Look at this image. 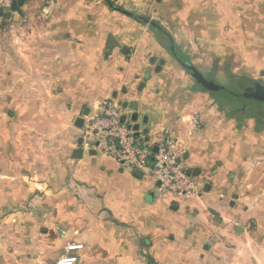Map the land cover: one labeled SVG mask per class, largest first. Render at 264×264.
I'll return each instance as SVG.
<instances>
[{"label":"crops","instance_id":"1","mask_svg":"<svg viewBox=\"0 0 264 264\" xmlns=\"http://www.w3.org/2000/svg\"><path fill=\"white\" fill-rule=\"evenodd\" d=\"M153 1H155L156 9H159L161 4L172 7L174 14L168 18L172 24L179 16L183 15L182 11L178 10L177 3H166V0H149L150 3ZM253 1H256L259 7L264 6V0H215V19L219 18L220 21L239 19L244 22L250 18L247 12H249L248 7L252 6ZM145 2L147 0H123L128 10H133L132 12L138 15L144 9ZM106 5L107 0H103V2L102 0H23V3L20 4V13L12 11L9 18L0 16V25L3 26L0 30V69L4 75L1 80L4 85V98L10 100V103L19 104L10 106L19 108L18 111L11 112V121L15 117L21 119L19 123L22 124L24 123L23 119L35 118L37 129L38 118L44 110V104L46 102L57 103V97L70 93L64 89L57 92V97H54L53 88L68 84V78L76 72V69H81V64H84L83 67H85L86 62L90 63L88 57L91 50L89 51L88 48L91 46V39L93 34L95 38H99L102 31L99 28V30H95V33L92 32L91 22L93 16L99 17L100 21L103 18L107 19ZM238 30L239 33L248 32L244 27L241 29L240 26ZM106 39L103 43L104 53ZM262 43L264 44V40ZM113 52L115 53V51ZM216 54L219 60L226 61L236 70H241L245 65L254 68L255 61L252 58L243 57L238 53H231L227 57L220 51H217ZM259 55H263L264 59V52ZM157 63L158 61L152 65ZM45 87L52 89L51 92L50 89H46L47 94L51 95L50 97L45 95ZM147 87L146 82L144 89ZM156 92L155 95L159 97L158 99H162L161 91L156 89ZM73 94L77 98L76 94L78 93L74 91ZM72 98L76 100L71 96L70 101ZM169 100L170 98L164 99L161 103L168 105L171 102ZM178 102L174 100L170 106L178 107ZM96 104L90 106V110L86 109L85 112L91 113ZM173 112L166 114V118L163 117V124L166 123L157 134H148L145 132V128L141 129V132L153 139L158 134L171 130L183 141L186 149L187 170L196 171L199 169L196 175H190L196 185L197 182L199 183L197 185L199 190L193 196H178V199L171 203H174V208L178 209L195 199L202 207L196 214V217L201 220H203L201 216L203 211H207V213L209 210L215 211L219 218L218 221H215V244L208 242L207 238L200 237L197 231L195 234L193 230H190L193 237L187 236L186 241L180 244L175 230L169 231L164 227L157 228L154 221H149L145 216L143 218V214L141 224L130 219L128 214L118 207L119 199L116 187L112 188L108 184L105 187L101 182L96 183L92 180V156L105 154L99 152L92 154V151H83L80 158L74 157L75 150L82 149L81 143H79L81 126L77 125L80 134L77 137L76 146L71 150V164L74 165L75 173L78 172L81 180L86 181L96 191H100H97V196H100L101 201L96 202L93 200L94 196L88 195L90 203L92 202V205L98 207H105L112 220L107 221L105 219L108 218H104L103 214V216L99 215L101 208H90L89 205L80 204L75 200L76 197H72L64 191L54 192L49 189L46 194H48L47 197H51L45 203L40 202L39 197L42 195L35 197L33 202H29L28 199L33 194L31 189L25 185V181L46 177L45 181L50 183H61L68 176L67 171H64L66 169L55 170V172L48 171L49 175L45 174L46 170H42L44 166L43 150L40 147L36 148L35 154L30 153L32 157L24 163H21L20 159L17 161L10 159L13 167L16 169L25 167L26 170L18 174L11 172L5 176L8 179H6L3 188L9 193H3L5 199L0 205V213L3 214V218H0V264H50L51 261L52 264H56L60 255L66 252L75 256L76 264H252V259L243 253L244 250H241V246L247 245L246 236H249L252 245L255 246L264 243V238L262 240L251 237L253 232L251 228H248L250 225L247 223L252 217H250V212L245 210V202L241 198L256 200L255 197L258 194L261 197L264 196V175L249 173L253 175L251 179L250 177L248 179H245L246 177L239 178L244 162L238 164L237 159L231 162L232 158L226 159L229 162L222 163L220 161L225 159L224 157H228L226 152L229 149L239 156L238 152L247 151L253 147L250 142H238L237 137L242 131L233 130L229 126L223 127L221 131L224 136L228 139L232 138L233 141L225 142L223 146L218 147L219 139L215 141V130L218 129V123H215L214 116L194 111L187 116L179 117L177 114L174 116ZM195 114H199L202 122L198 131H195L191 124V118ZM150 118H148V123L151 121ZM203 119L207 122V126L208 122L211 125L203 128L205 124ZM172 120L176 125L171 123ZM25 129L20 126L19 134H23ZM9 134L13 139L15 133L11 127ZM4 145H6L4 153L10 156L7 144ZM9 147V149L12 148V141H10ZM5 166L7 165L5 164ZM118 166L120 169H116V172H124L125 169L119 164ZM28 167L29 170H27ZM104 168L102 166V169ZM215 173H217L216 181H219L216 183ZM207 176H214V182L212 180L206 182ZM242 179H244L243 184H241ZM205 183L210 184L207 191ZM217 185H220V189ZM11 186H14L12 191H10ZM42 186L43 184H41ZM213 189H215V193L212 192ZM247 190H253V193L248 195L245 192ZM151 192L155 191L148 190L141 197L144 196L149 202L154 203L156 192L153 201L147 198ZM3 194L1 195L3 196ZM202 194H206V200ZM210 196L211 199L208 202ZM212 196L215 197L214 202H212ZM167 197L160 198L166 200ZM145 213H148V210H145ZM138 215L140 214L136 213L134 217H138ZM207 226L210 228L211 225ZM206 245L208 248H205ZM212 254L215 255V260L209 259L213 257ZM256 262L264 264V255L256 258Z\"/></svg>","mask_w":264,"mask_h":264},{"label":"rangeland","instance_id":"2","mask_svg":"<svg viewBox=\"0 0 264 264\" xmlns=\"http://www.w3.org/2000/svg\"><path fill=\"white\" fill-rule=\"evenodd\" d=\"M166 3H177L178 10L182 11L183 15L179 16L173 24L168 19L174 14L172 7L169 5H160L159 3L160 7L156 9L155 1L150 3L147 0L144 9L138 15L132 12L133 10H128L123 0H107L105 6L107 7V19L103 18L100 21L98 20L99 17L93 16L91 22L92 32L95 33V30H99V28L102 31L99 38H95L93 34L91 39V46L88 48L89 51L91 50V54H89V57L86 54V57L90 59V63L87 64L86 62L85 67H83L84 64H81V69H76V72L68 78V84L51 87L55 92L54 95L51 93L54 97H57V92L64 89L70 93L57 97V103L46 102L44 104V110L38 118L37 129L35 118L23 119L24 123L22 124L19 123L21 119L15 117L11 121V112L14 113L19 108L18 106L17 108L10 106L11 104L12 106L19 104L5 100L4 85L1 81L4 75L2 69H0V205L5 199L4 195L9 193L3 188L6 179H8L5 176L11 174V172H17L18 174L26 170L25 167H21V169L20 167L18 169L13 167L10 159L16 161L20 159L21 163H24L32 157L30 153L35 154V149L40 147L44 154L42 170H46L45 174L49 175L48 171L55 172V170L66 169L64 171H67L68 176L61 183H50L45 181L46 177L25 181V185L31 189L30 191L33 194L28 201L33 202L36 199L35 197L42 195L39 197L40 202L45 203L51 197H47L48 194H46L51 189L54 192H68L72 197H76L75 200L80 204L97 208L98 206L92 205V202L90 203L88 195L90 197L94 196L93 200L99 202L101 199L97 194L100 191L97 190V192L86 181L81 180L78 172L75 173L76 169L71 164V150L76 146L77 137L80 134L77 126L78 119L82 118L84 120L88 114L85 112L86 109L108 98L114 100L122 114L128 116L127 122L129 123L131 122L130 116L134 111L130 107L124 109L122 107L123 103L139 102L138 113H145L151 117V121L145 125L142 123L143 117L141 116L139 119L141 129L145 128L148 134L153 135L160 132L166 123L163 124L164 120L162 119L166 118V114L168 115L172 111H174V116L177 114L179 117L187 116L194 113V111L203 113V115L208 113L214 116L215 123H218V129L215 130V141L219 139L218 147L223 146L225 142L233 141L232 138L228 139L222 134L223 131L221 130L227 126L233 130H241L242 132H239L237 137L238 142H250L251 147H253L250 150L238 152L239 156H236V153L234 154V151L229 149L226 152L228 157H224L225 159L220 162H229L226 160L228 158H232L231 162L237 159L238 164L244 162L240 169L241 177L239 178L246 177L245 179H248L250 177L251 179L252 174L255 173L264 175V123L260 126L258 119L244 115L243 111H238L237 116L232 117L222 110L220 102L225 104V101L214 94L200 90L196 80L172 57L159 32L155 31L150 25L151 22H154L171 33L178 48L189 57L192 63L204 75L215 76L216 81L221 85L230 89H236L241 84L249 86V83L254 82L264 85V59L262 58L263 55H259L264 52V44L262 43V40H264V6L259 7L258 3L253 1L252 6L248 7L249 12H247L250 18L243 22L239 19L236 21L215 19V0H211V2L210 0H166ZM124 11L143 17L147 22H140ZM239 26L241 29L244 27L248 32L239 33ZM2 27L0 25V30ZM109 32H112L119 39L122 47H127L126 52L122 48H115V53H104L103 43ZM217 51H220L226 57L231 53H238L243 57L252 58L255 61L254 68L245 65L241 70H236L226 61L219 60L216 54ZM153 56L158 59H165L166 64L160 65V63H157L153 66L150 63V58ZM149 67L148 75L150 77L145 81V71ZM142 81L147 82L148 87L139 90ZM46 89L49 90L50 87H45V95L50 97L51 95L47 94ZM156 89L161 91L162 99H158L159 97L155 95L157 93ZM74 91L78 93L76 94L77 98L73 94ZM171 94L172 96H169ZM71 96L76 100L72 98V101H70ZM169 98L171 102L168 105L161 103L164 99ZM174 100L179 101L178 107L170 106ZM182 103L183 106L181 107ZM229 103L232 104L233 102ZM230 106L235 107L236 103ZM173 108L175 109L173 110ZM33 109L35 110V107ZM260 110H264V106L261 105ZM17 115L19 116V113ZM203 121L205 124L202 127L205 128L207 122L204 119ZM171 123L176 125L173 120ZM209 125L211 123L208 122ZM20 126L26 128L21 135L18 131ZM10 127L15 133L13 139L10 138ZM193 129L195 131L199 130L198 127ZM10 141H12L11 149H9ZM4 144H7L10 156L4 153L6 147ZM102 166L105 168L102 169ZM116 169L119 170L120 167L112 157L99 154L92 156V180L96 183L101 182L105 187H107V184L112 188L113 186L116 187L119 199L118 207L128 214L130 219H134L137 224H141L143 214V218L145 216L149 221H154L157 228L164 227L169 231L175 230L180 244L186 241L187 236L191 235L190 230H193L195 234L198 232L200 237L207 238L208 242L215 244V221L219 219L215 211L209 210V213L203 211L201 215L206 224L211 225V230L203 220L196 217L197 212L202 207L195 199L189 201L186 206L175 209V204L171 202L177 200L178 196L169 194L166 200H161L158 194L157 181L152 176L138 178L132 174L133 171L129 168L119 173L116 172ZM27 170H29V167ZM216 174L215 183L219 182L216 181ZM213 178L214 176H207L205 180L206 182L210 180L214 182ZM243 180L241 184L244 183ZM41 184H43L42 187ZM217 186L220 189V185ZM7 189L9 191L8 187ZM13 189L14 186H11L10 191ZM148 190L156 192L154 203L149 202L144 196L141 197ZM4 192L6 193L3 194ZM212 192L215 193V189ZM245 192L249 195L253 193V190ZM205 195L202 194L204 200H206ZM214 198L212 196V202H214ZM210 199L211 196L208 197V202ZM241 199L245 202V210L249 211L250 217H252L247 223L250 225L248 228H251L253 232L251 237L263 240L264 196L261 197L258 194L255 197L256 200L245 197ZM98 208H101L99 215L103 214L104 218H108L105 219L107 221L112 220L105 207L100 206ZM145 210H148V213L144 214ZM136 213L140 215L134 217ZM2 216L3 214L0 213L1 219ZM256 229L260 230L256 231ZM248 237L245 238L248 241L247 245L245 247L241 246V250H244L243 253L252 259V264H257L256 258L264 255V243H260L259 246L252 245V241ZM141 241L143 242V238ZM212 256L214 258L210 257L209 259L215 260V255L212 254ZM50 264H52V261Z\"/></svg>","mask_w":264,"mask_h":264},{"label":"built area","instance_id":"3","mask_svg":"<svg viewBox=\"0 0 264 264\" xmlns=\"http://www.w3.org/2000/svg\"><path fill=\"white\" fill-rule=\"evenodd\" d=\"M14 1L18 0H0V8L11 11ZM121 115L114 100L108 98L97 103L81 126L82 150H95L112 157L123 169L141 170L145 176H152L163 199L169 194L196 195L199 189L187 173L186 149L179 136L171 130L158 134L154 140L141 131L136 136L129 123L122 122ZM191 124L192 128L202 125L199 114L191 118ZM56 264H76V258L66 252Z\"/></svg>","mask_w":264,"mask_h":264},{"label":"water","instance_id":"4","mask_svg":"<svg viewBox=\"0 0 264 264\" xmlns=\"http://www.w3.org/2000/svg\"><path fill=\"white\" fill-rule=\"evenodd\" d=\"M22 3H23V0L14 1L11 11H8V12H4L3 9L0 8V16H4L6 18H9L12 11H17L20 13L21 12L20 11V4H22ZM124 12L126 14H128L129 16L135 18V19L143 20L142 17L135 15L131 12H128V11H124ZM150 24H155V23L151 22ZM162 30H163V28H162ZM155 31H157V30H155ZM171 46H172V51H173L176 59L182 64V66L186 69V71L197 81V83L200 86H202L206 91H209L211 93L219 95L228 101H233V102L257 101V102L264 103V91H263V87L260 84H257L256 87L253 88L252 90L246 91L244 93H238V92H236V91H234L228 87H225V86L217 83L214 80H208L205 77V75L196 68V66H194L193 64L185 63L180 58V56L176 53V51L174 49L175 43L173 40H172ZM115 48H122V44L112 32H109L107 35V39H106L105 54L112 53ZM123 50L126 52L127 47H123ZM157 60H158V58L153 56L150 58V63L154 64ZM165 62H166V60L162 58L160 60V65H164ZM146 78L149 79L148 76H146ZM145 81H142V83L139 87V90H142L143 87H145V85H146ZM122 107L124 109H127L130 107V109H132L134 111V113L130 116L131 122L130 123L128 122V123H129V127L135 131V134L137 136L139 134V132L141 131V124L139 123V120H138L139 115H140L138 113L139 102H137V101L124 102ZM121 120H122V122H127L128 116L123 114ZM83 121L84 120L82 118H79L77 121V125L82 126ZM142 123L145 125L148 124V115L147 114H145L143 116ZM145 132H147V130H145ZM81 142H82V139L79 140V143H81ZM156 150H157V147H154V151H156ZM82 154H83L82 149H76L74 152V157L80 158L82 156ZM92 154H96V151L93 150ZM198 170L199 169H196V171H192L191 169H188L187 173H188V175H196ZM133 175L138 177V178H142L144 176V173L141 170H135V171H133ZM209 188H210V185L206 184L205 190L207 191V190H209ZM147 198L153 201L155 199V192L149 193ZM205 248H208V246L206 245Z\"/></svg>","mask_w":264,"mask_h":264},{"label":"flooded vegetation","instance_id":"5","mask_svg":"<svg viewBox=\"0 0 264 264\" xmlns=\"http://www.w3.org/2000/svg\"><path fill=\"white\" fill-rule=\"evenodd\" d=\"M143 18V17H142ZM138 21H140V22H147V20H145L144 18H143V20H140V19H137ZM152 27H153V29L154 30H157L158 32H159V34H160V36L162 37V40L164 41V43L166 44V47L168 48V50L170 51V53H171V55H172V57L174 58V59H176V57L174 56V53H173V51H172V40L174 41V39H173V37H172V35L168 32V31H166V30H164V28H163V30H162V27H160L159 25H157L156 23L155 24H150ZM174 43H175V41H174ZM174 49H175V51H176V53L180 56V58L185 62V63H188V64H193L192 63V61L189 59V57L187 56V55H185L181 50H180V48H178V46H177V44L175 43V46H174ZM160 60L161 59H158L157 61H158V63H160ZM177 60V59H176ZM178 61V60H177ZM166 63V62H165ZM178 63L182 66V64L178 61ZM194 65V64H193ZM195 66V65H194ZM183 67V66H182ZM184 68V67H183ZM196 68H197V66H196ZM185 69V68H184ZM198 69V68H197ZM199 70V69H198ZM148 71H150V67L145 71V78H146V76H148V77H150V75H148ZM185 71H186V69H185ZM200 71V70H199ZM187 72V71H186ZM188 73V72H187ZM205 77L208 79V80H214V81H216V79H215V76H213V75H210V74H208V75H205ZM146 81H147V78L145 79ZM197 82V81H196ZM217 83H218V81H216ZM220 84V83H219ZM257 84H260L262 87H263V91H264V86L261 84V83H259V82H254V83H252V84H250L249 83V86L248 85H245L244 86V84H241L240 85V87H237L236 89H232V90H234V91H236V92H238V93H244V92H246V91H249V90H252L253 88H255L256 87V85ZM199 85V84H198ZM199 88H200V90L201 91H205L206 92V90L202 87V86H200L199 85ZM207 92H209V91H207ZM209 93H211V92H209ZM211 94H214V93H211ZM215 95V94H214ZM254 102H257V101H254ZM243 103V102H242ZM258 103H261V105L262 106H264V103H262V102H258ZM139 108H140V105H139ZM259 114L263 117V119H264V110H259ZM145 115V113H142V114H140L139 115V118H138V120L141 118V116L143 117ZM149 118V117H148ZM255 118V117H254Z\"/></svg>","mask_w":264,"mask_h":264},{"label":"trees","instance_id":"6","mask_svg":"<svg viewBox=\"0 0 264 264\" xmlns=\"http://www.w3.org/2000/svg\"><path fill=\"white\" fill-rule=\"evenodd\" d=\"M215 96H217L222 101H225V104L220 102V107L222 110L227 112L230 116L236 117L238 114L237 113L238 111H243L244 115L255 117L256 119H258L260 126H262V124L264 123L263 117L259 114L261 103L254 102V101L243 102V103L242 102H233V101H228L219 95L215 94ZM229 102H233L232 103L233 105H234V103H236V106L235 107L230 106L232 104H230Z\"/></svg>","mask_w":264,"mask_h":264}]
</instances>
